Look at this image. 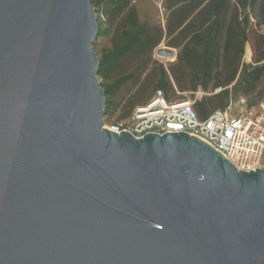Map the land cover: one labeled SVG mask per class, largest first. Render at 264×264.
I'll return each instance as SVG.
<instances>
[{"label":"water","instance_id":"water-1","mask_svg":"<svg viewBox=\"0 0 264 264\" xmlns=\"http://www.w3.org/2000/svg\"><path fill=\"white\" fill-rule=\"evenodd\" d=\"M98 28L92 0H0V264H264V169L106 127Z\"/></svg>","mask_w":264,"mask_h":264},{"label":"trees","instance_id":"trees-1","mask_svg":"<svg viewBox=\"0 0 264 264\" xmlns=\"http://www.w3.org/2000/svg\"><path fill=\"white\" fill-rule=\"evenodd\" d=\"M165 23L142 20L133 0H92L98 34L111 46L99 55L98 77L106 96L105 122L131 116L158 90L169 101L200 88L211 91L193 102L202 119L226 110L232 99L248 95L264 78V0H161ZM163 41L179 49L166 67L154 60ZM253 62L245 63V46ZM178 91L182 92L181 94ZM258 105L264 89L259 91Z\"/></svg>","mask_w":264,"mask_h":264},{"label":"built area","instance_id":"built-area-1","mask_svg":"<svg viewBox=\"0 0 264 264\" xmlns=\"http://www.w3.org/2000/svg\"><path fill=\"white\" fill-rule=\"evenodd\" d=\"M240 111L217 110L202 119L189 99L169 101L158 90L147 103L137 106L131 116L106 127L129 131L136 137L147 133L187 132L220 151L239 170L264 169V96L258 105L241 98Z\"/></svg>","mask_w":264,"mask_h":264},{"label":"rangeland","instance_id":"rangeland-1","mask_svg":"<svg viewBox=\"0 0 264 264\" xmlns=\"http://www.w3.org/2000/svg\"><path fill=\"white\" fill-rule=\"evenodd\" d=\"M133 3L138 7L140 16L142 20H149L151 22H159V23H164L165 19V11L163 10V7L161 5L160 0H133ZM96 11V10H95ZM96 16L98 19V12L96 11ZM264 31V28H263ZM111 46V39L109 37H100L96 36L95 42H94V47L97 55L99 56L100 53L102 52L103 49L109 48ZM251 48V45H250ZM252 51V48H251ZM156 56L157 53H155ZM160 57V56H158ZM162 58V57H161ZM243 61L245 63H252L253 62V51L251 54H246L243 57ZM169 66V65H168ZM101 82V79H100ZM264 89V78L262 81L256 86L254 91L248 95L242 94L239 95V97L232 99V113L237 114L240 111V103L239 101L241 98H246L248 101H251V98L254 99V101L257 104L258 99L260 98L259 96V91ZM212 92L211 91H203L201 88L197 90L195 93L192 92H184L182 93V98L181 99H189L191 101H196L197 99H201L205 95H210ZM119 112H117L114 116L111 117L109 122L106 124L109 125L111 123H114L117 121L116 117ZM105 117V116H104Z\"/></svg>","mask_w":264,"mask_h":264},{"label":"crops","instance_id":"crops-1","mask_svg":"<svg viewBox=\"0 0 264 264\" xmlns=\"http://www.w3.org/2000/svg\"><path fill=\"white\" fill-rule=\"evenodd\" d=\"M161 5H162V2H161ZM163 10H164V8H163ZM164 23H165V19H164ZM159 47H169V48L174 49L175 52H176V56L174 58H161V57L156 56L155 55L156 49L159 48ZM157 48L154 51V55H153L154 60L158 61L159 63H163L166 67H168V65L170 63H174V62L177 61L178 54H179V49L178 48H175V47L166 45V42L165 41H163L162 43H160ZM245 53L248 54V56H249V54L252 53L249 43H247L246 46H245ZM178 93L181 94L182 92L178 91Z\"/></svg>","mask_w":264,"mask_h":264}]
</instances>
